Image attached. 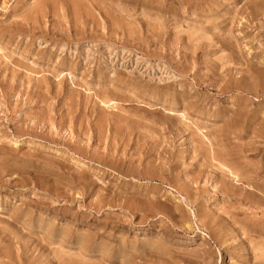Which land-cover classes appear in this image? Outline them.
Returning <instances> with one entry per match:
<instances>
[{"label": "rangeland", "instance_id": "1", "mask_svg": "<svg viewBox=\"0 0 264 264\" xmlns=\"http://www.w3.org/2000/svg\"><path fill=\"white\" fill-rule=\"evenodd\" d=\"M0 264H264V0H0Z\"/></svg>", "mask_w": 264, "mask_h": 264}, {"label": "bare ground", "instance_id": "2", "mask_svg": "<svg viewBox=\"0 0 264 264\" xmlns=\"http://www.w3.org/2000/svg\"><path fill=\"white\" fill-rule=\"evenodd\" d=\"M188 1H189V0H188ZM252 3H253V2H252ZM201 4H202V3H201ZM42 5H43V4H42ZM253 6H254V5H253ZM262 8H263V7H262ZM40 14H41V13H40ZM258 19H259V18H258ZM262 21H263V20H262ZM211 41H212V40H211ZM226 41H227V40H226ZM210 43H211V42H210ZM197 44H198V43H197ZM199 44H200V43H199ZM203 46H204V45H203ZM216 47H217V46H216ZM209 48H210V47H209ZM193 55H194V54H193ZM199 59H200V58H199ZM225 63H226V62H225ZM222 66H223V65H222ZM249 72H250V71H249ZM217 75H218V74H217ZM220 83H221V82H220ZM243 83H244V82H243ZM244 84H245V83H244ZM245 86H246V85H245ZM247 91H248V90H247ZM260 91H261V90H260ZM253 93H254V92H253ZM262 94H263V93H262ZM244 100H245V99H244ZM240 118H241V117H240ZM233 126H234V125H233ZM256 135H257V134H256ZM228 136H229V135H228ZM259 136H260V135H259ZM151 138H152V137H151ZM262 138H263V137H262ZM220 139H221V138H220ZM214 157H215V156H214ZM121 168H122V167H121ZM219 168H220V167H219ZM201 170H202V169H201ZM224 170H225V169H224ZM135 171H136V170H135ZM230 172H231V175L234 174L233 171H230ZM132 173H133V172H132ZM128 174H129V173H128ZM228 174H229V173H228ZM130 175H131V174H130ZM205 175H206V174H205ZM234 175H235V174H234ZM234 175H232V176H234ZM229 176H230V175H229ZM204 178H205V177H204ZM215 181H216V180H215ZM224 188H225V187H224ZM227 188H228V187H227ZM225 189H226V188H225ZM225 189H223V192H224V191L226 192V191L228 190V189H227V190H225ZM228 191H229V190H228ZM228 191H227V192H228ZM191 192H192V191H191ZM192 194H193V193H192ZM190 195H191V194H190ZM192 197H193V196H192ZM179 210H180V209H179Z\"/></svg>", "mask_w": 264, "mask_h": 264}]
</instances>
